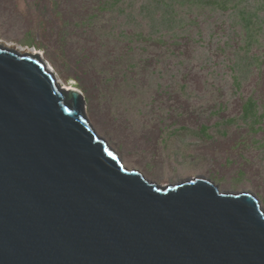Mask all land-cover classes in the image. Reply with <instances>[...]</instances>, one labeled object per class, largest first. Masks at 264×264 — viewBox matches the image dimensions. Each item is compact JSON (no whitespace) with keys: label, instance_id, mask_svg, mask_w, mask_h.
I'll use <instances>...</instances> for the list:
<instances>
[{"label":"water","instance_id":"obj_1","mask_svg":"<svg viewBox=\"0 0 264 264\" xmlns=\"http://www.w3.org/2000/svg\"><path fill=\"white\" fill-rule=\"evenodd\" d=\"M83 94L0 45V264H264V210L205 178L151 183Z\"/></svg>","mask_w":264,"mask_h":264},{"label":"rangeland","instance_id":"obj_2","mask_svg":"<svg viewBox=\"0 0 264 264\" xmlns=\"http://www.w3.org/2000/svg\"><path fill=\"white\" fill-rule=\"evenodd\" d=\"M144 3L0 0V45L38 55L61 87L78 89L93 129L129 170L160 186L202 177L221 193L255 196L264 210V130L222 125L249 96L264 110V34L251 51L259 62L241 74L239 90L231 70L248 39L237 19L197 8L187 28L166 24H178L175 37L162 26L149 29ZM131 4L133 16L118 10ZM91 15L96 27L79 28ZM108 90L123 102L114 106Z\"/></svg>","mask_w":264,"mask_h":264},{"label":"trees","instance_id":"obj_3","mask_svg":"<svg viewBox=\"0 0 264 264\" xmlns=\"http://www.w3.org/2000/svg\"><path fill=\"white\" fill-rule=\"evenodd\" d=\"M122 0H115L119 3ZM135 1V0H133ZM148 1L141 6V12L147 11L146 19L152 24L150 25L151 30H154L158 26L164 27L166 30H172L175 37L178 36L176 30H173L178 24L184 25L186 27L187 16L193 19H197L199 14L194 13L198 8H208L211 11L219 12L223 18H229L232 21L237 19L239 23L246 30L248 42L244 49L239 52L237 51L236 63L231 70L232 76L236 87L242 90V75L247 73L250 66H253L252 62H259V57L257 55H252V47L255 43H259V36L264 34V0H143ZM252 2V3H251ZM148 4V5H146ZM111 5V3L109 4ZM129 9L124 7L118 8L120 12L130 11L129 14L132 16L137 14V10L134 9L133 4ZM112 7V5H111ZM107 6H103L102 9H106ZM199 13V11H197ZM196 14V15H195ZM184 17V18H183ZM96 15H91L87 20L78 24L79 28H84L86 30L95 28ZM183 18V19H181ZM182 22H181V21ZM172 24L179 22L178 24L171 27L166 25L168 22ZM171 28V29H170ZM187 28V27H186ZM148 32V31H146ZM150 34V33H149ZM191 35V34H190ZM66 41V39H65ZM68 43H70L68 41ZM83 50V49H79ZM86 60V59H85ZM239 64V67H236ZM249 66V67H248ZM115 96L114 106H118L124 100V95L119 93H113V91L108 90L105 95L109 98ZM129 106V105H127ZM222 125L225 127H245L248 129L251 135L258 134L264 130V110L259 105V102L252 96L243 99V104L241 108V113L235 118H231ZM220 124V126H222ZM210 129L203 128V135L211 140L212 137L209 136ZM225 137H227V132H222ZM264 147V145H262Z\"/></svg>","mask_w":264,"mask_h":264},{"label":"bare ground","instance_id":"obj_4","mask_svg":"<svg viewBox=\"0 0 264 264\" xmlns=\"http://www.w3.org/2000/svg\"><path fill=\"white\" fill-rule=\"evenodd\" d=\"M49 70H50V69H49ZM71 88H72V87H67V88H65V89H67V90H71Z\"/></svg>","mask_w":264,"mask_h":264}]
</instances>
